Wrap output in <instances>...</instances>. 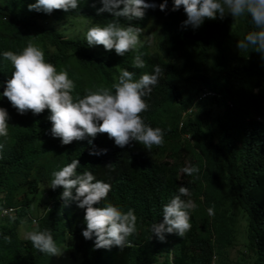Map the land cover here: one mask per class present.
Returning a JSON list of instances; mask_svg holds the SVG:
<instances>
[{
  "label": "trees",
  "instance_id": "1",
  "mask_svg": "<svg viewBox=\"0 0 264 264\" xmlns=\"http://www.w3.org/2000/svg\"><path fill=\"white\" fill-rule=\"evenodd\" d=\"M33 3L35 0H0V93L14 71L3 53H19L29 43L47 42L55 52L46 57L59 64L61 68L57 70L68 72L75 83L74 98H82L89 90L112 88L115 70L133 67V59L139 54L150 74L154 65H160L165 73L151 95L144 98L149 107L141 114L143 120L148 113L157 111L155 116L165 118L179 114L167 103L192 81L193 88H212L213 99L225 111L221 115L206 112L210 122H214L213 142L210 135L199 141L206 163L205 166L194 164L200 171L190 177L187 187L191 196L182 197L198 205L190 213L192 227L184 237L166 234L165 240L159 241L151 232L152 224L163 220V213L157 212L159 200L174 187L169 167L142 156L137 160L135 148H115L101 138L104 133H98L92 139L91 150L100 152L103 145L107 150L103 153L108 159L122 169L126 168L120 175L121 185L115 190L125 189V201L137 211V231L128 237V246L123 249L112 246L100 252L92 240L83 242L75 237L70 242L64 241L70 249L64 248L60 256L37 254V249L23 245L14 224L6 219L0 221V264H226L220 254L223 248L232 244L230 221L235 205L240 206L247 219L243 245L251 254L248 264H264V114L260 110V102L264 100V54L252 47L247 50L237 47L238 41L256 30L251 18L247 15L233 18L226 13L221 19L217 14L216 19L205 18L198 28H193L183 25L187 19L183 7L172 11V2L166 15L158 8L153 10L154 18L159 22L155 49L148 48L142 40L136 52L118 56L114 50H105L102 45L89 46L85 34L69 31L70 19L76 16H83L94 22L92 26L101 27L117 19L109 12L97 14L103 7L101 0H78L76 9L54 10L51 14L30 11L28 6ZM47 19L58 26L41 22ZM118 19L122 25L133 21L123 17ZM146 19L139 21V25L145 26ZM64 31L68 32L67 36H63ZM192 35L201 39L200 42ZM180 51L187 56H180ZM253 86L255 91H252ZM0 107L6 109L9 116L10 109H15L2 95ZM251 110L261 114V118L251 116ZM50 115L45 109L38 115L29 111L8 120L5 138L15 125L29 129V132H25L24 143L12 142L7 155L4 150L0 153V191L6 204H19L20 212L24 213L32 199L28 193L36 191L39 180L48 179L49 195L55 200L53 206L41 214L36 230L48 228L53 238L62 241L64 235L75 228V221L72 208L56 200V197L61 199L63 188H51L52 173L64 167L63 161L71 157L80 162L85 151L83 141L57 148L59 144H54L44 130L51 133L44 124L51 122ZM186 119L195 124L186 127L194 137H198V125L209 123L201 114ZM37 128L43 131H37L42 140L32 138ZM3 138L0 137V142ZM210 207L214 208V215H209ZM11 219L16 220V217ZM216 254L218 258L213 261L212 256ZM211 259L212 263H209Z\"/></svg>",
  "mask_w": 264,
  "mask_h": 264
},
{
  "label": "clouds",
  "instance_id": "2",
  "mask_svg": "<svg viewBox=\"0 0 264 264\" xmlns=\"http://www.w3.org/2000/svg\"><path fill=\"white\" fill-rule=\"evenodd\" d=\"M172 2V11L183 7L187 17L182 22L183 25H191L193 28H198L205 18L216 19L217 14L221 19L226 13L233 18L249 16L256 30L249 32L244 40L238 41L237 47L239 50L252 47L264 54V0H101L103 7L97 10V14L109 12L117 19L102 27L92 26L94 22H91V27L86 32L87 44L102 45L105 50H114L118 56H124L130 51L136 52L142 40L148 48L155 49V41L159 38V22L154 18L153 10L158 8L166 15L167 7ZM28 7L30 11L46 14H51L54 10L68 12L78 7V0H35V3ZM121 17L133 21L129 25H122L118 19ZM144 17H147L146 25L140 26L139 21ZM48 19L41 22H51ZM74 21L77 22L75 19ZM149 30L153 33L150 43L146 34ZM67 35L68 32L64 31L63 36ZM195 39L198 42L201 40ZM52 52H55V48L46 42L35 45L29 43L19 53H3L14 71L0 95L7 98L15 109H10L9 116L7 110L0 107V137H4L0 142V153L4 150L7 155L12 142L18 145L24 143L25 132H29V129L21 125H15L12 133L5 137L9 130L8 120H14L15 115H26L29 111L33 115L41 114L45 109L50 111L48 119L51 122L44 124L51 133L44 130L55 141L54 144H59L57 148L73 141H83L85 152L81 161L74 160V157L63 161L65 166L53 172L51 180L52 189L63 188L61 199L56 197V200L61 205L72 208L75 228L71 233L65 234L62 241L53 238L48 228L36 230L41 214L54 204L55 199L49 195L50 185L45 191L40 190L45 198L43 210L38 214L33 212L37 210V186L34 193H28L32 198L31 206L29 210L27 206L24 213L20 212L19 204H6L0 191V219H7L14 224L16 234L23 241V245L37 249V254L60 256L64 248H69L64 241L70 242L75 237L83 242L92 240L100 252L112 246L120 249L128 246V237L137 231V211L125 201V189L115 190L116 186L121 185L120 175L126 168L122 169L117 163L110 161L103 153L107 151L103 145L100 152L91 150L92 139L98 133H104L101 138L115 148H135L137 160L142 156L169 167L168 173L172 176L174 187L159 200L157 212L163 213V220L152 224L151 232L159 241H164L166 234L175 233L184 237L192 227L190 213L195 211L198 205L193 200L182 197L191 196L187 187L190 177L200 171L194 164L205 166L206 163L199 141H204L206 135H210L213 142L214 122H210L206 112L215 113L209 108L199 107L206 98L216 103L213 99L214 90L206 86L193 88L192 81L189 87L180 90V94L172 98L179 106V114L165 118L155 116L157 111L148 113L143 120L141 114L149 107L144 98L151 95L161 75L165 74L160 65H154L150 74V71L144 68L145 61L138 54L133 59V67L123 66L115 70V83L112 88L89 90L82 98H74L75 83L69 78L68 72L60 69L58 71L57 68H61L58 67L59 64L47 59ZM180 56H187V53L180 51ZM254 88L256 87L253 86L252 91H255ZM228 101L231 104V101ZM192 109L196 114H201L204 121L209 122L198 125V137H194L191 130L186 129L195 125L186 119L190 117L188 113H191ZM253 115L257 119L261 118V114L251 111V116ZM40 130L42 131L41 128L35 130L33 140H42V137L37 135ZM20 195L21 193L18 198ZM207 211L209 215H214V208L210 207ZM13 216L16 220L11 219ZM19 217H23L22 236H19L15 226ZM5 239L10 240L8 237Z\"/></svg>",
  "mask_w": 264,
  "mask_h": 264
},
{
  "label": "rangeland",
  "instance_id": "3",
  "mask_svg": "<svg viewBox=\"0 0 264 264\" xmlns=\"http://www.w3.org/2000/svg\"><path fill=\"white\" fill-rule=\"evenodd\" d=\"M75 18H77V22L74 21ZM49 21H52V20H49ZM88 22L89 21L85 20L83 16H76V17L71 18L70 25H69L70 33L71 34H83L84 33L86 35L87 30L91 27V22H89L90 26ZM49 23L58 26V23L56 22H49ZM146 34L148 36L147 40L150 43L152 40L153 33L151 32V30H149L147 31ZM253 90H256V88H254ZM260 103L262 104V106L260 107V110L264 113V100L262 99ZM167 105L171 107L173 110L179 109V106L175 100H170L167 103ZM194 107L196 108V106ZM199 108L200 109L209 108L213 113H218L220 115L223 114V112L225 111V110L223 111L222 105H220L219 103H213L207 98L202 101ZM193 110L194 109L191 110V113H188V116L190 117L195 116L196 112ZM48 185H49V181L46 178L41 179L37 182L36 186L39 190L35 192V205H36L37 210H34L33 211L34 213L38 214L40 213V211L43 210L42 208L43 198L45 197L44 195L40 193V190L42 191L44 189H47ZM38 202H41L42 204ZM29 206H31V204ZM29 206H28V210H29ZM231 216H232V219L230 221V224H231V230L233 234L232 244L225 249L223 248L221 250L220 256L225 262H227L226 264H248V262L251 260V254L248 250L245 249V245H243V238L246 234V224H247L245 213L240 208L239 205H235V207L232 208ZM22 218L19 217L15 224L16 230L19 236L23 235V233L21 232V228L23 226V222L21 221ZM3 220L4 218L0 219V221H3ZM217 258H218L217 254L212 256L213 261L216 260ZM212 259L211 261H209V263H212Z\"/></svg>",
  "mask_w": 264,
  "mask_h": 264
}]
</instances>
